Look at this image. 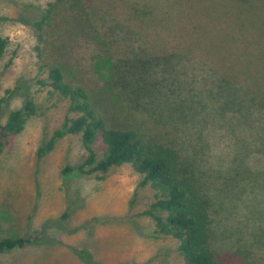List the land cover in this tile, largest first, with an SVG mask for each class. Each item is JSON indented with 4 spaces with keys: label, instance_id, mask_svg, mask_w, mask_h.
Returning a JSON list of instances; mask_svg holds the SVG:
<instances>
[{
    "label": "rangeland",
    "instance_id": "obj_1",
    "mask_svg": "<svg viewBox=\"0 0 264 264\" xmlns=\"http://www.w3.org/2000/svg\"><path fill=\"white\" fill-rule=\"evenodd\" d=\"M51 5L39 40L35 23ZM197 5V0H0V34L8 42L0 58V98L6 97L0 124L28 100L41 111L9 137L0 154V241H29L0 254V264H183L177 242L156 237L153 221L140 215L153 193L138 186L140 178L128 164L104 175L76 172L87 156L79 135H65L37 158L64 118L75 117L67 114L65 99L36 84L46 77L38 74L40 53L43 64L78 68L90 85L96 80L110 116L131 119L148 137L174 141L181 156L194 162L209 193L219 264H264V110L222 112L221 101L207 91L212 79L206 82L213 71L253 85L233 72L250 67L252 73V67L264 65V56L255 57L264 36L251 29L255 55L247 66L241 63L251 44L245 50L240 37L225 42L219 28L209 52L185 45L190 27L201 19ZM187 52L192 56L183 59ZM171 54L181 56L173 58L181 85L170 96L177 99L164 103L173 108L172 100H186L181 112L170 109L158 117L142 101L131 103L128 89L104 86L111 71L131 67L129 58L164 63ZM93 148L100 159L105 152L100 138ZM66 167L74 170L64 174Z\"/></svg>",
    "mask_w": 264,
    "mask_h": 264
},
{
    "label": "trees",
    "instance_id": "obj_2",
    "mask_svg": "<svg viewBox=\"0 0 264 264\" xmlns=\"http://www.w3.org/2000/svg\"><path fill=\"white\" fill-rule=\"evenodd\" d=\"M197 1L200 13L198 17L201 19L190 27L189 32L192 35L188 38L189 41H185V45L193 44L191 46H195L197 50L209 52L216 45L213 42L215 38L220 36L217 28L224 34L225 42H235L239 37L242 38L245 50L251 44L248 42L251 29L255 28L254 31H260L264 36L261 31L264 27V0ZM56 2L65 4V0ZM53 5L48 6L42 18L35 23L39 40L44 27L49 26ZM203 41L210 47H206ZM261 43L263 49L260 45L258 47L262 52L255 56L258 59L264 56V41ZM7 44V39L0 34V58L4 55ZM251 50H247L246 63H241L239 58L237 62L247 66L255 55L252 44ZM187 53L183 59L188 55L192 56L191 52ZM148 57L125 60L131 67H120L111 71L104 86L106 89H128L132 97L131 103L138 104L137 102L142 101L158 117L163 118L165 111L170 109H179L181 112L186 100H172L175 102L173 108L164 103L169 101L171 104V99H177L170 98L176 95V86L181 85L174 76L173 58L181 56L168 55L164 57V63L161 61L163 58L160 60L156 57L151 59L150 64ZM37 58L40 61L38 74L46 73V77L38 78L36 84L47 88L49 95L56 94L65 99L67 114L75 115L64 118L60 128L38 149L37 158L51 151L56 140L65 135H79L87 156L75 168L76 172L83 175H104L112 167L128 164L140 178L138 186L147 187L153 193L152 202L140 215L153 221L156 237L174 239L177 242L176 251L183 264H219L218 254L212 246L209 193L204 188L202 174L194 162L181 156L174 141L169 140L166 143L148 137L131 119L110 116L100 99L102 90L99 89L97 81L92 85L88 84L87 78H83L78 68L51 61L43 64L41 53ZM134 64L139 66H132ZM252 68V73L248 71L250 67H242L239 73L234 71L233 75L250 79L253 85H246L244 80L222 76L213 71L206 78V82L212 79L208 81L210 85L207 86V91L218 102L221 101L219 109L222 112L229 107L237 112L244 108L248 111L264 110V65L260 63ZM11 92L12 90L7 93ZM5 98H0V107ZM36 115H41V111L31 100L26 101L22 108L8 113L5 122L0 124V154L9 137L20 133L27 121ZM97 138L105 146V152L100 159H97L93 148ZM72 170L74 168L66 167L63 173L67 174ZM28 243V240L21 238H6L0 241V254L23 248Z\"/></svg>",
    "mask_w": 264,
    "mask_h": 264
}]
</instances>
